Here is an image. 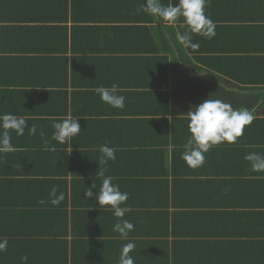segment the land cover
<instances>
[{
  "label": "crops",
  "instance_id": "obj_1",
  "mask_svg": "<svg viewBox=\"0 0 264 264\" xmlns=\"http://www.w3.org/2000/svg\"><path fill=\"white\" fill-rule=\"evenodd\" d=\"M143 2L0 0V114L12 112L37 126L35 135L27 128L23 136L13 133L16 151L0 154V238L8 240L0 264H21L22 256L27 264H119L128 241L113 231L117 218L83 198L92 183L99 191L97 173L104 167L129 193L124 219L134 224V264H264V207H252L247 198L251 192L264 199V181L248 176L245 151L213 146L207 165L197 169L176 152L184 170L178 168L183 176L170 184L168 205L170 185L159 183L162 178L132 189V151L163 144L167 120L184 118L209 97L230 103L228 97H242L229 91L249 93L235 78L247 77L237 58L250 48L264 57V0H209L214 12L206 15L223 25L221 38L208 44L228 55V65L218 69L227 74L176 40V31H185L179 23L137 12ZM112 84L126 97L123 110L102 102L96 91ZM255 112L264 116V107ZM69 116H78L82 130L72 150L51 139L52 123ZM45 141L57 150H43ZM105 143L116 149V160L99 167ZM206 176L220 180L214 192L207 191ZM52 187L64 200L58 207L40 205ZM136 201L152 204L140 208Z\"/></svg>",
  "mask_w": 264,
  "mask_h": 264
},
{
  "label": "clouds",
  "instance_id": "obj_2",
  "mask_svg": "<svg viewBox=\"0 0 264 264\" xmlns=\"http://www.w3.org/2000/svg\"><path fill=\"white\" fill-rule=\"evenodd\" d=\"M208 2L209 0H178L175 4L165 5L162 0H144L137 12L147 13L153 18L163 20L169 26L179 23L185 31L183 33L177 31L176 40L185 48L197 50L200 45L193 42L194 35L208 39L215 36V23L205 13ZM181 18L183 19L181 20ZM96 91L101 101L110 107L121 110L126 107V97L118 94L119 86L117 84H112L111 87L101 86ZM184 116L189 121L190 135L183 145L181 159L191 169H197L204 165L205 154L213 146L224 143L236 144L239 138L244 135L246 126H250L254 120V115L249 110L235 109L229 103L210 97L199 105L191 106ZM51 127L54 130L51 139L61 145H68L70 149L73 138L82 131L78 116H69L62 121H54ZM26 128L29 135L37 133V126L28 125L27 117L18 116L12 112L0 114V154L15 152L16 147L12 143V134L15 133L17 137L23 136ZM39 135L44 137L45 133L40 131ZM43 150L55 152L57 149L55 145L45 141ZM99 151L102 153L99 157V167L107 165L109 161L116 160V149L109 146L108 143L101 145ZM244 159L248 161L251 171L264 173V155L251 152ZM106 173V167L97 173L98 177L102 178L99 191L93 192L96 186L92 183L83 192V198L87 200L91 198L102 211H111L117 218L113 231L119 234V239L128 241L122 247L119 264H134V257L130 253L135 249L136 244L129 237L130 232L134 230V224L124 219L126 213L131 211V206L126 203L129 193L122 192L119 184L113 183L114 177L106 175ZM63 200L64 194H58V189L52 187L48 198L40 199L38 203L42 206L58 207ZM7 250L8 240L0 238V254ZM20 260L21 264H27L28 257L22 256Z\"/></svg>",
  "mask_w": 264,
  "mask_h": 264
},
{
  "label": "trees",
  "instance_id": "obj_3",
  "mask_svg": "<svg viewBox=\"0 0 264 264\" xmlns=\"http://www.w3.org/2000/svg\"><path fill=\"white\" fill-rule=\"evenodd\" d=\"M169 0H162V3L165 5H168ZM208 10L211 12H214L213 8L211 7L209 9L208 4L205 8V13L208 15ZM209 17V16H208ZM211 18V17H210ZM223 23H215V36L212 37L214 39H220V30L222 28ZM177 32V31H176ZM176 37V36H175ZM201 37V36H200ZM212 38H204L201 37L200 40H197V42L193 41L194 43H198L200 45L199 49L192 50L190 48H187L189 51H193L195 56L201 63L216 67L218 70L221 65H228L226 63V60L228 58V55H221L220 52L221 48L212 47L208 44V41ZM250 47H256L254 45H251ZM264 49V47H263ZM202 52H209L207 55H202ZM216 52V53H215ZM213 54V55H212ZM237 62L238 68L241 67V65H246L247 67V77L246 78H240V74H236L235 78L239 81H244L249 85V93L246 94V96H242L238 93H234L232 91H229V93H233L237 96H241V99H233L231 97H228L231 101L229 104L232 105L233 108L238 109H247L254 115V120L250 126H246L245 133H249L248 142L239 141L236 144H220L216 145L215 148H230V149H241L246 152V155L251 152H257L262 155H264V116H257L256 110L262 109L264 107V57L257 54V51L255 48H250L249 52L244 55V57H239ZM158 63V62H157ZM231 66V64H230ZM220 73H229L225 70H218ZM227 95V94H226ZM188 119L185 116L184 118H174L169 122L167 120V136L164 139L163 144L159 143H149L150 145H155L153 147H150L149 149H141V150H133L132 151V165L135 166V168L132 169V189L133 188H142L144 187L143 183L141 181H147L152 178H162L161 180H158L159 183H166V185H170L173 183H176L178 181L177 178L182 175L179 174V169L181 170V165L177 166L176 160V152H183V145L187 142V135L190 134L188 131ZM136 131H138V126H133ZM144 145V142H132V145ZM172 144L174 147L173 151L169 150V145ZM247 144V146L245 145ZM245 146V147H243ZM171 149V148H170ZM181 158V157H180ZM184 161V160H183ZM185 162V161H184ZM150 163L153 165L151 167ZM181 163V161H179ZM248 163V161H247ZM249 164V163H248ZM204 165H207L204 163ZM156 166V167H155ZM179 168V169H178ZM183 167L181 172H183ZM250 173L248 176H258L261 178L262 181H264V173H257L250 170ZM244 173V172H241ZM211 174V173H210ZM212 175V174H211ZM221 175H230V173L225 172H218V176ZM243 175V174H242ZM183 176V175H182ZM206 184L205 187L207 191L214 192V190L217 188V185H220V180L214 179V177L206 176ZM217 184V185H216ZM171 185L168 188L167 192V205L169 204V195L171 192ZM217 191V190H216ZM215 191V192H216ZM257 194V193H256ZM256 194H252L251 192H248L247 198L250 201V205L252 207H264V199L257 197ZM152 203H146V201H136L132 203L134 206H138L140 208H148L147 206H151ZM219 203L218 205H220ZM153 205H155L153 203Z\"/></svg>",
  "mask_w": 264,
  "mask_h": 264
}]
</instances>
